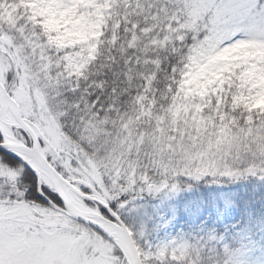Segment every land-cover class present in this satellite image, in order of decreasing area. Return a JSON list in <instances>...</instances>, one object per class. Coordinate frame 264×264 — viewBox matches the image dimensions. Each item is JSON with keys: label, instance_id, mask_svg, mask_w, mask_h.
<instances>
[{"label": "snow or ice", "instance_id": "obj_1", "mask_svg": "<svg viewBox=\"0 0 264 264\" xmlns=\"http://www.w3.org/2000/svg\"><path fill=\"white\" fill-rule=\"evenodd\" d=\"M16 2L0 0V37L18 36L21 23L27 19L26 15L21 16L23 7L16 8L15 27L4 19L5 8ZM116 3L122 9L118 38L107 59L94 62L107 66L79 80L70 77L65 82L58 81L55 88L59 95L55 101L64 110V115L59 116L63 132L96 158L105 157L111 149L119 156L120 165L103 177V202L90 199L94 189L101 191L100 185L89 187L71 179L63 162L64 152L57 155L45 137L34 135L27 125H9L0 111V264H243L238 249L227 244L213 246L210 240L214 238L170 239L155 247L142 244L147 223L143 201L185 190L192 192L201 182L232 183L248 177L264 182V114L259 118L254 114L253 123L246 124L247 113L241 114V109L232 111L228 106L232 92L229 89L223 110L233 118L239 117L232 129L238 135L235 142L218 144L215 129L211 136L205 137L195 131L191 135L185 132L182 137L179 131H169L167 135L172 139L166 141L169 147L165 148L156 140V121L141 122L146 118L140 116L136 100L141 94L148 98L160 95L159 88L153 91L150 87L155 81H150L149 74H140L141 65L149 60L159 63L157 77L166 69L173 80H178L195 48L206 43L227 48L251 38L264 39V0H116ZM157 41H166L165 46L159 48ZM0 45L7 46L4 39H0ZM149 48L159 51L152 53ZM4 82L8 96H14L19 83L17 71H7ZM167 87L174 92L176 84L169 81ZM216 103L213 98V106ZM156 108L159 109V104ZM249 128L251 135L245 136ZM11 138L23 144L24 149L42 153L43 162L32 160L29 152L10 146L6 141ZM75 155L77 158L71 160V165L78 167L77 159L84 158L79 152ZM45 163L55 175L79 188L84 194V204L95 208L108 228L113 229L109 231L83 216L69 217L72 225L87 229L90 236L95 234L99 247L85 245L76 256L53 254L36 243L44 238L43 225L20 223L14 217L26 204L30 207L39 204L53 211L67 208L64 198L41 182L40 169ZM185 210L197 215L201 208L190 201ZM33 216L39 218L40 213L34 211ZM72 234L79 236L80 232L73 229Z\"/></svg>", "mask_w": 264, "mask_h": 264}, {"label": "trees", "instance_id": "obj_2", "mask_svg": "<svg viewBox=\"0 0 264 264\" xmlns=\"http://www.w3.org/2000/svg\"><path fill=\"white\" fill-rule=\"evenodd\" d=\"M18 7L24 8L21 16L26 15L27 19L21 23L18 36L13 34L6 38L0 37L7 45H0V81L5 86L4 74L10 69L17 71L19 83L16 85L15 95L11 97L17 99L25 93L28 101L35 97L42 101V109L55 118L59 132L70 142L68 150L56 153L64 152L70 165L71 160L77 158V152L84 158L83 161L77 159L78 167L71 165V169L67 168L71 179L89 187L99 184L103 191L97 192L94 189L92 196L103 202V177L109 175L112 169L118 168L119 156L114 155L110 149L105 157L96 158L93 154L84 152L76 141L62 131L59 116L64 115V110L55 101V97L59 95L55 85L70 77L79 80L86 77V74L95 73L99 68L107 66L94 62L107 59V53L114 46L118 38L116 32L120 27L122 9L117 6L116 0H18L5 8L12 27L16 26ZM48 14L53 15L58 23L57 28L51 31H47L43 25ZM25 28L27 32L24 31ZM156 43L159 48H163L166 41ZM218 47V43H206L193 49L178 80H173L166 69L157 77L159 63L153 60L141 65L140 74L147 72L150 81H155V84L150 83L152 90L160 89L159 96L148 98L141 94L136 100L140 116L146 118L141 122L147 124L151 120L156 121L157 142L172 139L167 135L169 131H179L181 137L185 132L191 135L195 131L199 136L205 137L211 136L213 129L219 144H222V140H225L224 144L231 140L235 142L238 135L232 129L239 117L233 118L223 110L225 99L230 94L229 89L232 92L228 106L232 111L241 109V114L246 112V124L253 123L254 114L256 118L264 114V48L260 59L250 66L236 67L231 58L227 62H218L213 68L212 64L205 62L209 52ZM5 48H11V53L18 48L24 58L17 56L15 62L1 58ZM140 51L143 52V49ZM158 51L157 48H149V52ZM23 60L26 66L22 64ZM202 66L205 67L198 72ZM57 69L60 71H56ZM53 72H56L55 76L52 75ZM196 73L199 78L188 84L187 78ZM214 79L215 82L212 83ZM169 81L176 84L174 92L167 87ZM213 98L217 100L215 106ZM157 104L159 109L156 108ZM23 118L35 130L34 123ZM251 131L249 128L244 135H251ZM93 132L96 130L93 129ZM92 172L96 173L98 180L93 178ZM160 199L161 197L153 196L143 201L147 223L142 244L164 237L169 240L192 241L214 238L210 240L213 246L222 247L227 244L238 249L239 260L243 264H256L257 260L264 258V182L258 178L248 177L238 182L212 185L201 182L192 192H179L166 203H160ZM190 201L199 204V214L192 215L185 210V205ZM35 206L46 207L39 204ZM159 207L160 211H156ZM45 209L53 214L57 213L48 207Z\"/></svg>", "mask_w": 264, "mask_h": 264}, {"label": "rangeland", "instance_id": "obj_3", "mask_svg": "<svg viewBox=\"0 0 264 264\" xmlns=\"http://www.w3.org/2000/svg\"><path fill=\"white\" fill-rule=\"evenodd\" d=\"M7 16L8 13L5 12L4 19L9 21V18ZM57 24L58 23L56 22L54 16L51 14H48L46 16V21L43 23L47 31H51L57 28ZM263 48L264 39L259 38H251L248 40L240 41L227 48L218 47L214 51L209 52L205 64H212L213 68H215L218 62H227L229 59L232 58V61L236 64V67L250 66L253 62L260 59ZM8 50L6 48L3 49V56L1 58L15 62L17 56L23 57L18 48H16L15 51L12 53H9ZM5 53H8L6 57ZM22 64L25 66L27 65L25 60L22 61ZM204 67L205 66L200 67L198 72H201ZM221 70L222 69H220L219 72H221ZM198 78V73L190 75L187 78V83L192 84L196 82ZM214 82L215 79L212 81V83ZM25 96L26 94L23 93L22 96H19L17 99L15 98L18 103V107L21 111V114H23V117L31 120L34 123L35 130L40 133V136L45 137V139L48 141L51 150L55 152L68 150L70 147V142L68 141V139L64 138V136L61 135V133L59 132L55 118L47 114L42 109V101L36 97L32 101H28ZM9 119V117L6 118V122L8 124L11 123ZM11 140L15 139L11 138ZM167 140L169 139L162 140L158 143L162 144L165 148H167L169 147V145H167L166 143ZM224 141L225 140H222L221 143L224 144ZM232 142L233 141L231 140L226 144H231ZM63 162L66 164L68 169H71V165L69 164L67 159H65ZM73 169L75 170V168ZM92 176L94 179L98 180L95 172H92ZM100 189L101 191H103L101 186ZM176 195L177 194L166 195L160 199V203H166L167 201L173 199ZM77 204L84 210H96L95 208L88 207L81 200H77ZM45 208L46 207L40 208L38 206L30 207L26 204L22 212L14 214V217L17 218L20 223L36 222L44 226V238L36 241L38 245L45 246L47 249H50L53 254H60L63 256H76L79 253V250L82 249L85 245H94L99 247L95 238V234H92V236H90L87 229H84L82 226L79 225L74 226L72 225L69 218L66 219V217L61 216L58 213L53 214V212L51 213ZM160 209L161 208L159 207L156 209V211H160ZM34 211L40 213L39 218L33 216ZM73 229L79 230L80 235H73ZM168 240L169 239L164 237L157 241H146L144 245L151 244L153 247H155L156 245L164 243ZM255 263H264V258L257 260Z\"/></svg>", "mask_w": 264, "mask_h": 264}, {"label": "water", "instance_id": "obj_4", "mask_svg": "<svg viewBox=\"0 0 264 264\" xmlns=\"http://www.w3.org/2000/svg\"><path fill=\"white\" fill-rule=\"evenodd\" d=\"M4 86L0 82V111L4 112V115L7 116L9 113L13 124L19 123L20 126H29L21 117L19 108L17 106V103L14 99H12L10 96H8L7 92L4 90ZM12 124V125H13ZM30 127V126H29ZM30 130L33 132L34 135H37L33 129L30 127ZM10 146H13L17 149H23L26 152H29V158L32 160H39L43 162V155L42 153L31 151L28 149H24L23 144L15 141H6ZM12 155V154H10ZM45 174V177L47 181L49 182L50 187L52 190L62 196L65 200V203L67 204L66 209H57L59 213L67 216L68 218L70 216H83L86 219L92 220L94 223L100 224L103 227H106L107 230L113 231V229L108 228L107 222L104 220V217L100 215V213L84 210L82 209L78 204L77 200L83 199V195L79 190H77L70 182L67 180H64L62 177H59L55 175L52 170L44 164V167L40 169ZM75 193V195H73ZM90 199H95L93 197H89ZM56 206L53 204V208ZM115 234V233H113Z\"/></svg>", "mask_w": 264, "mask_h": 264}, {"label": "bare ground", "instance_id": "obj_5", "mask_svg": "<svg viewBox=\"0 0 264 264\" xmlns=\"http://www.w3.org/2000/svg\"><path fill=\"white\" fill-rule=\"evenodd\" d=\"M8 141H13V140L9 139ZM40 175H41V182H44V183L48 184V181H47V179L45 177V174L41 170H40Z\"/></svg>", "mask_w": 264, "mask_h": 264}]
</instances>
